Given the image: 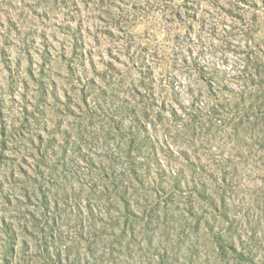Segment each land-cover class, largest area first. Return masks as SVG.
I'll use <instances>...</instances> for the list:
<instances>
[{"label": "rangeland", "instance_id": "obj_1", "mask_svg": "<svg viewBox=\"0 0 264 264\" xmlns=\"http://www.w3.org/2000/svg\"><path fill=\"white\" fill-rule=\"evenodd\" d=\"M0 264H264V0H0Z\"/></svg>", "mask_w": 264, "mask_h": 264}]
</instances>
